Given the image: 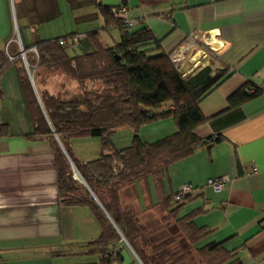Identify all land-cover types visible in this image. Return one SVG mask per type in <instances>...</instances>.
I'll list each match as a JSON object with an SVG mask.
<instances>
[{"label": "crops", "instance_id": "1", "mask_svg": "<svg viewBox=\"0 0 264 264\" xmlns=\"http://www.w3.org/2000/svg\"><path fill=\"white\" fill-rule=\"evenodd\" d=\"M121 3L165 53L187 34L206 32L207 44L192 47L180 70L189 74L210 66L213 73H223L200 102L206 121L196 131L201 138L219 139L169 164L159 180H138L124 200L132 197L140 215H152L159 212L162 197L189 183L190 198L178 214H190L206 230L197 245L221 242L241 264H264V0H0V264H64L63 258L72 257L82 262L65 264L94 261L83 251L99 235V224L88 207L60 203L51 143L28 137L31 115L38 112L37 89L55 93L75 83L60 71L40 72L34 81L20 53L27 47L33 60L37 41L100 29L98 5ZM18 55L20 62L14 61ZM22 66L28 84L20 78ZM240 88L257 92L231 106L228 97ZM174 129L168 116L143 125L139 134L153 141ZM132 134L129 127L116 129L114 145H128ZM73 154L81 161L98 156ZM220 176L230 177L221 190L206 185ZM127 250L125 261L116 264L136 259Z\"/></svg>", "mask_w": 264, "mask_h": 264}, {"label": "trees", "instance_id": "2", "mask_svg": "<svg viewBox=\"0 0 264 264\" xmlns=\"http://www.w3.org/2000/svg\"><path fill=\"white\" fill-rule=\"evenodd\" d=\"M120 5L125 4L98 5L102 26L77 41L89 39L94 47L90 52H66V45L76 43L70 40L76 33L37 41L33 60L24 47L34 81L40 72L60 71L75 83L73 89L55 93L37 89L33 102L38 112L31 115L28 137L45 138L51 143L60 203L88 207L100 226L99 235L87 241L83 251L97 259L85 264L122 263L127 246L136 259L126 264H198L197 259L201 264H241L234 251L221 242L197 245L206 230L190 214H178L190 193L183 202L173 199L177 191L158 201L159 231L155 232V226L149 236H143L142 215L132 197L124 200L125 192L138 180L148 176L159 180L169 164L219 139L201 138L196 131L206 121L200 102L223 73H213L206 66L185 74L146 26L135 20L132 28L126 27L124 19L113 13V8ZM111 29L119 31V40L104 45L99 31ZM61 38L65 43H59ZM21 60L20 55L14 59ZM20 78L28 84L29 75L23 66ZM256 92L240 88L228 97V103L239 104ZM168 116L174 121L172 133L153 141L141 137L143 125ZM120 127L131 128L133 134L130 143L119 148L112 136ZM80 136L100 138L97 157L81 161L73 155L70 140ZM70 161L87 187L73 177Z\"/></svg>", "mask_w": 264, "mask_h": 264}, {"label": "rangeland", "instance_id": "3", "mask_svg": "<svg viewBox=\"0 0 264 264\" xmlns=\"http://www.w3.org/2000/svg\"><path fill=\"white\" fill-rule=\"evenodd\" d=\"M96 26H99V24ZM99 33H100L99 34L100 40L104 45H113L115 42H117L119 40V31L117 29H111L110 31L101 30V31H99ZM205 46H206V44H205ZM93 49H94V47H93V45L89 39H85V40H82L80 42H76L74 44H71V45L69 44V45L65 46V50L69 55L87 53V52L92 51ZM23 61H24V64H25V62H27L25 58H23ZM26 68L28 69V66H26ZM121 131H123V130H121ZM119 133H122V132H119ZM117 135H116V138L121 137V135H123V134H120V136L119 135L117 136ZM73 139H77V140L73 141V146L71 145L72 153H73V151H75V153L77 152L79 155L85 154V156H88L90 158H91V156L95 157L96 154L99 155L100 138L98 136H80V137L73 138ZM117 144H119V143H117ZM70 164H71V168L73 171V177L76 178L80 184L87 187L85 182L83 181V179L79 175L74 164L71 161H70ZM160 218H161L160 212L152 213V215H142L141 216L140 222L143 223V224H141L143 227L142 228L143 236H149L150 233L152 231H154L155 226H156L155 232H157V229H158L157 224L159 225L158 222H159ZM158 231H159V229H158ZM63 259L64 260L62 262L64 264L68 263L69 261L82 262L81 258L79 260H76L73 257H72V259H70V258L69 259L63 258ZM96 259L94 257V261H96ZM197 261L199 262L198 264H201L200 260L197 259ZM89 262H91V261H89Z\"/></svg>", "mask_w": 264, "mask_h": 264}, {"label": "built area", "instance_id": "4", "mask_svg": "<svg viewBox=\"0 0 264 264\" xmlns=\"http://www.w3.org/2000/svg\"><path fill=\"white\" fill-rule=\"evenodd\" d=\"M127 11L128 8L126 5H120L118 7L113 8V13L118 16L121 17L122 19H124L125 21V25L127 28H132L134 26V24L136 23V21L134 19H130L127 16ZM85 37V35L83 34H75L73 35L70 40L73 42H77L81 39H83ZM207 39L206 38V32L197 29L189 34H187L184 38V41L173 51L170 52L169 54V58L172 61V63L175 66L180 67L181 62L185 56V54L194 46L197 45L198 42H205L207 44ZM59 43L63 44L65 43V39H59ZM35 50V47H34ZM25 51L23 49H21V53L20 55L24 57ZM26 64V62H25ZM27 66V64H26ZM2 100V93L0 90V102ZM252 171H256V168L253 167ZM76 176V175H75ZM230 177L228 176H220L217 178H209L206 181V185L210 186L214 191H219L223 188L224 184L229 180ZM192 191V186L189 183H183L181 185H179V188L177 190V192L175 193L173 199L176 202H183L184 201V197L189 194Z\"/></svg>", "mask_w": 264, "mask_h": 264}]
</instances>
